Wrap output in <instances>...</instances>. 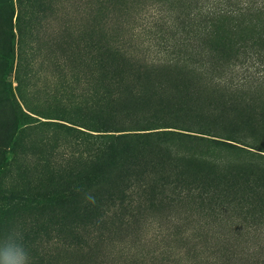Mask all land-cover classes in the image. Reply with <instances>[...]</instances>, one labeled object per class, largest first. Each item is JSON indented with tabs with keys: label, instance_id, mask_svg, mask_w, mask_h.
Masks as SVG:
<instances>
[{
	"label": "rangeland",
	"instance_id": "374dc122",
	"mask_svg": "<svg viewBox=\"0 0 264 264\" xmlns=\"http://www.w3.org/2000/svg\"><path fill=\"white\" fill-rule=\"evenodd\" d=\"M12 229L31 264H264V0H0Z\"/></svg>",
	"mask_w": 264,
	"mask_h": 264
},
{
	"label": "clouds",
	"instance_id": "9594fccd",
	"mask_svg": "<svg viewBox=\"0 0 264 264\" xmlns=\"http://www.w3.org/2000/svg\"><path fill=\"white\" fill-rule=\"evenodd\" d=\"M84 199L92 204L96 202L93 191L86 192ZM0 264H31V256L20 231L12 229L0 236Z\"/></svg>",
	"mask_w": 264,
	"mask_h": 264
},
{
	"label": "trees",
	"instance_id": "16d2710c",
	"mask_svg": "<svg viewBox=\"0 0 264 264\" xmlns=\"http://www.w3.org/2000/svg\"><path fill=\"white\" fill-rule=\"evenodd\" d=\"M23 117H25L24 115H22V114H19V115H17V117H16V121H15V123L14 124H16L17 123V121L19 120V119H22ZM14 124H12V127L14 126ZM8 144H10V142H8Z\"/></svg>",
	"mask_w": 264,
	"mask_h": 264
}]
</instances>
